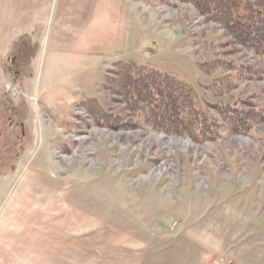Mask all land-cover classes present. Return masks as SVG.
Returning <instances> with one entry per match:
<instances>
[{"label": "rangeland", "instance_id": "rangeland-1", "mask_svg": "<svg viewBox=\"0 0 264 264\" xmlns=\"http://www.w3.org/2000/svg\"><path fill=\"white\" fill-rule=\"evenodd\" d=\"M102 9L51 69L40 32L0 58V264H264V63L178 0ZM212 60L234 87L211 92ZM118 62L189 84L217 137L151 127L105 87Z\"/></svg>", "mask_w": 264, "mask_h": 264}, {"label": "trees", "instance_id": "trees-1", "mask_svg": "<svg viewBox=\"0 0 264 264\" xmlns=\"http://www.w3.org/2000/svg\"><path fill=\"white\" fill-rule=\"evenodd\" d=\"M195 9L206 21L215 23L233 37L235 43L254 54L264 63V0H178ZM114 76H106L105 87L120 97H127L129 109L139 110L158 131L172 135H185L196 142L213 140L218 130L197 107L196 96L189 84L162 74L146 66L127 63L114 64ZM226 74L214 78L210 85L212 93L223 92L235 86L232 72L239 74L234 66L219 60L200 64V71L211 75L218 71ZM245 70V72H244ZM242 69L243 76L256 74L253 68ZM92 102V101H91ZM87 104L88 108L91 107ZM90 106V107H89ZM224 114L223 126L228 134H242L253 120L261 121L264 114L254 111L256 119H245L242 110ZM247 113V112H245Z\"/></svg>", "mask_w": 264, "mask_h": 264}, {"label": "crops", "instance_id": "crops-1", "mask_svg": "<svg viewBox=\"0 0 264 264\" xmlns=\"http://www.w3.org/2000/svg\"><path fill=\"white\" fill-rule=\"evenodd\" d=\"M105 2L108 0H0V58L9 54L14 41H29L40 32L53 44L46 62V69H51L62 56V44H74L80 30L95 25ZM28 45L20 50L19 57L26 54Z\"/></svg>", "mask_w": 264, "mask_h": 264}]
</instances>
